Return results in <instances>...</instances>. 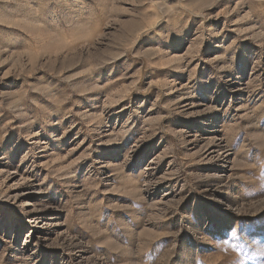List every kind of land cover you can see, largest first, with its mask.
<instances>
[{
	"label": "rangeland",
	"instance_id": "1",
	"mask_svg": "<svg viewBox=\"0 0 264 264\" xmlns=\"http://www.w3.org/2000/svg\"><path fill=\"white\" fill-rule=\"evenodd\" d=\"M0 264H264V0H0Z\"/></svg>",
	"mask_w": 264,
	"mask_h": 264
},
{
	"label": "snow or ice",
	"instance_id": "2",
	"mask_svg": "<svg viewBox=\"0 0 264 264\" xmlns=\"http://www.w3.org/2000/svg\"><path fill=\"white\" fill-rule=\"evenodd\" d=\"M66 2H68V0H66Z\"/></svg>",
	"mask_w": 264,
	"mask_h": 264
}]
</instances>
